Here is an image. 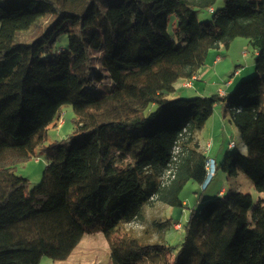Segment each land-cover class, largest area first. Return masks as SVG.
Here are the masks:
<instances>
[{
	"label": "trees",
	"instance_id": "trees-1",
	"mask_svg": "<svg viewBox=\"0 0 264 264\" xmlns=\"http://www.w3.org/2000/svg\"><path fill=\"white\" fill-rule=\"evenodd\" d=\"M216 2L0 0V264L65 262L96 231L109 243L111 264H264V201L250 221L253 197L240 191L201 201L179 223L177 250L164 237L168 221L153 223L162 242L118 235L154 202L186 206L181 194L190 181L203 187L210 158L196 134L218 105L247 149L227 157L224 170L229 177L242 171L264 194V0H225L214 10ZM196 9L210 10L212 19L200 21ZM43 19L39 38L17 41ZM63 35L68 46L55 51ZM239 38L255 50L253 78L225 95L169 98L180 80L199 75L212 50ZM106 77L112 88L99 94ZM66 105L75 133L45 145ZM38 148L63 197L30 196L28 182L13 177L24 158L3 159ZM18 192L21 209L10 213L5 208Z\"/></svg>",
	"mask_w": 264,
	"mask_h": 264
},
{
	"label": "rangeland",
	"instance_id": "rangeland-1",
	"mask_svg": "<svg viewBox=\"0 0 264 264\" xmlns=\"http://www.w3.org/2000/svg\"><path fill=\"white\" fill-rule=\"evenodd\" d=\"M224 6L225 0H217L214 10ZM196 11L200 21H210L212 19L213 14L208 9H196ZM176 22V16L172 15L169 23L170 32H173ZM45 23L46 20H40L31 30L22 32L17 41L32 42L39 38L45 31ZM67 46L68 37L63 35L55 51H60ZM217 59L220 60L217 61ZM255 62L256 53L250 41L239 38L232 43L229 49L212 50L207 58L206 66L202 70V80L194 82L192 87H186L185 81L180 80L176 84V91L169 95V98L173 100L192 99L195 97H212L220 93L224 95L233 93L243 81L255 76ZM245 68L247 69L244 71ZM236 71L238 75H236ZM231 79L235 81L233 87L227 84ZM112 85L111 79L106 77L104 84L99 86L97 91L99 94H107L110 92ZM231 118L229 112L227 117H224V109L222 110V105H218L205 127L196 134L201 150L207 154L210 160L213 159L216 162L217 170L209 186L203 190L198 183L190 181L181 194L186 206L170 207L154 202L145 208L143 219H138L121 227L118 233L120 237H137L144 243L162 242L161 234L153 223L155 221L159 223L168 221L164 237L167 243L177 250L184 241V229L179 228L178 224L184 226L190 214L193 211L195 213L199 211L202 205L201 201L217 196L223 189L226 196L233 191L252 195L254 204L249 214L251 221L254 209L261 200L264 201V194L256 191L252 181L242 171H239L237 177H229L224 170L227 157L237 151L244 155L247 154L239 130L231 122ZM74 119L73 107L71 105L64 106L61 109L60 117L48 131V140L45 145L62 141L74 134L76 131ZM231 142L235 144L232 148L229 147ZM13 156L24 158V161L16 165L13 177L17 181L28 182V194L30 196H34L39 192H46L49 194L50 200L63 197L64 185H62L55 170L49 164L46 154L40 148L34 154H30L26 150L10 151L3 156V159L10 160ZM22 199L21 192H18L5 210L11 213L21 209ZM171 260L172 256L168 254L166 261ZM41 264H111L110 246L105 236L96 231L84 237L80 247L72 253L67 261L56 262L48 257H43Z\"/></svg>",
	"mask_w": 264,
	"mask_h": 264
},
{
	"label": "built area",
	"instance_id": "built-area-1",
	"mask_svg": "<svg viewBox=\"0 0 264 264\" xmlns=\"http://www.w3.org/2000/svg\"><path fill=\"white\" fill-rule=\"evenodd\" d=\"M191 83H186V86H190ZM234 146V144H231V147ZM179 149H176L175 150V153H178ZM207 170H208V176H207V179L203 185V189H205L209 184L210 182L212 181L213 177L215 176V173H216V162L214 160H210L208 162V165H207ZM178 227L181 228V225L178 224Z\"/></svg>",
	"mask_w": 264,
	"mask_h": 264
},
{
	"label": "crops",
	"instance_id": "crops-1",
	"mask_svg": "<svg viewBox=\"0 0 264 264\" xmlns=\"http://www.w3.org/2000/svg\"><path fill=\"white\" fill-rule=\"evenodd\" d=\"M219 58V57H218ZM220 59H217V61H219ZM251 68H253V67H251ZM247 68H245L244 69V71L246 70ZM203 70V69H202ZM202 70H201V72L199 73V75L195 78V79H193V81L192 82H190L191 83V85L190 86H186V87H192L193 86V83L194 82H198V81H200V80H202V75H201V73H202ZM236 75H238V72L236 71ZM186 83V82H185ZM230 87H233V85L235 84V81H233V79H231V80H229L228 81V83H227ZM221 94V93H220ZM223 94V93H222ZM221 94V95H222ZM224 95V94H223ZM210 145V144H209ZM220 193H226L225 192V190L223 189L222 191H220ZM185 203V202H184ZM186 204V203H185ZM84 239V238H83ZM83 239H82V241H83ZM81 241V242H82ZM80 245H81V243L79 244V246L76 248V250L80 247Z\"/></svg>",
	"mask_w": 264,
	"mask_h": 264
}]
</instances>
